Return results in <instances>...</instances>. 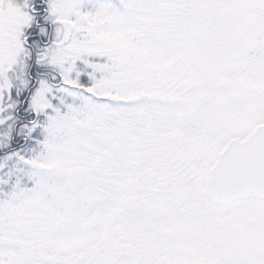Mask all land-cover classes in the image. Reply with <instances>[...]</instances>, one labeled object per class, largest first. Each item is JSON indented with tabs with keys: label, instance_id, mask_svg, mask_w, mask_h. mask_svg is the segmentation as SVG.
Returning a JSON list of instances; mask_svg holds the SVG:
<instances>
[{
	"label": "snow or ice",
	"instance_id": "6c2138e0",
	"mask_svg": "<svg viewBox=\"0 0 264 264\" xmlns=\"http://www.w3.org/2000/svg\"><path fill=\"white\" fill-rule=\"evenodd\" d=\"M0 264H264V0H0Z\"/></svg>",
	"mask_w": 264,
	"mask_h": 264
}]
</instances>
